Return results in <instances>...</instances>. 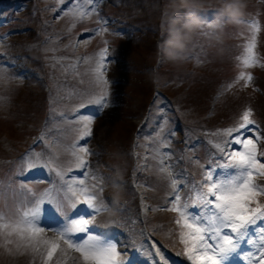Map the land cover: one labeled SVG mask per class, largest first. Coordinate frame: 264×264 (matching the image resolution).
Here are the masks:
<instances>
[{
  "label": "rangeland",
  "instance_id": "obj_1",
  "mask_svg": "<svg viewBox=\"0 0 264 264\" xmlns=\"http://www.w3.org/2000/svg\"><path fill=\"white\" fill-rule=\"evenodd\" d=\"M24 1L30 3L38 11L40 19L45 20L44 27L47 26L43 29V33L44 36L49 37L43 50L38 52L34 49L30 50L33 57H37V53L39 57H43L44 52H50L47 57L52 58L51 63H54L60 61L61 55L71 51V53H75V47L77 46L88 44L91 52H94L97 48L101 52V47L110 45L108 58L105 61L107 65L105 76L110 79L116 78L121 81V84L111 83V85H115L113 86L115 88L108 101L109 106L106 107L101 116L93 120L95 145L102 151V155L97 154L101 158L98 173L103 177L102 183L97 180L95 191L100 193L109 214H112L113 210L108 207L110 205L107 202V197L111 195L110 184L115 174L105 168V163H117L124 172L130 169V164L134 160L127 153L133 150L134 132L137 123L144 118L147 119L146 110L148 109L152 110L150 119L154 120L156 118V121H158L162 120L163 116L167 119L164 123L165 129L175 125V121L171 117L178 118L182 120V123L178 126H184L185 133L210 139L212 130L209 126H226L235 123L236 119L240 120L244 106L248 105L252 108L251 118H255V129L261 133V137L264 139V0H248L246 15L252 16L253 22L250 28L243 32H241L242 23L232 24L226 21L223 22L222 29L218 28L217 31L214 27L215 20L204 23L188 46L187 53H195V55L187 54V61L180 66L167 62L162 55L158 56L157 46L167 37V33L162 30V26H166V16L172 14V11L168 8L170 0H123L118 4L119 7L117 8L125 11L134 9L139 5L141 8L140 10H134L136 12L133 13V17L143 16L149 20L147 24L155 31L143 28L126 37L121 36V33H114L105 28L101 29V32L95 36L90 34L91 38L89 39L85 36L79 38L84 33L83 28L79 34L70 36V19L74 16L69 19L68 16H65L63 20L56 13V10L59 7L61 8L62 2L65 0ZM212 4L208 3L203 9L212 8ZM109 5L112 4L109 2ZM15 6V1L10 4V0H0V16H5L6 10L10 17L15 16ZM114 7H111V9H115ZM184 9L189 10V8ZM131 13V11H128L127 16L131 17ZM18 22L21 23V20ZM139 22L141 21L139 20ZM253 24L258 25V31L253 30ZM82 26V24L75 23L71 28L75 30L77 27ZM239 32L241 33L237 35ZM60 37H64L65 40L60 42L62 40ZM253 37H255L254 52L258 62L253 66L244 67L240 58L245 55L246 46ZM14 39L7 38L6 51L0 53V57L10 61L17 68L28 67L34 69L35 65L31 60L15 55L13 51ZM21 40L25 42L32 40V38L24 36ZM208 41L212 43L207 44ZM197 42L202 43L201 47ZM79 51L80 49L76 50V52ZM114 55L121 58L111 60ZM75 63L76 60L73 64L74 67ZM191 65L198 68V70H194ZM242 71L251 73L253 76V80L248 83L247 87L245 81L237 79ZM85 72L86 70L81 71L80 77L82 79L78 81L75 67L73 73L66 75V77L73 79L68 84L64 82L61 90L55 91L51 95L53 100L49 104L45 101L46 99H41L42 93L39 86H27V83L22 82L19 78L7 77L0 72L4 75L3 81H0V159L5 154L15 152L13 150L14 145L19 146L21 143L31 144L41 141L42 144L35 153L41 155V163L51 161L48 168L38 167L41 170L48 171L47 177H50V184L47 186L49 189L46 191L49 193L47 201L49 199L62 200L63 197L66 199L71 198L73 191L80 189L79 181L83 180L81 172L86 169L80 168L78 175L71 172L65 174L64 166L66 163L76 161V157L72 155L73 146L76 150L85 147V138H80L79 127L73 128L71 138L78 139L68 140L69 145L64 148L60 146L52 147L48 145L49 138L44 133L41 134L42 127L40 123L48 110H53V113L57 114L58 111L64 112L68 108H75L82 104L92 105L89 104V101L93 97L87 94V91H82L92 79V75H89V72L85 74ZM23 77H28V73H25ZM35 78L31 79L32 85ZM94 80L96 81V78ZM75 85H77L76 89L82 91V93L75 94V91H77L74 89ZM51 86L54 87L52 84ZM32 88L33 90H31ZM103 88L104 85L96 81V85L88 91L92 92L94 98H96L101 94ZM67 111L63 114H66ZM150 119L149 121H151ZM75 122L77 121L70 120L59 123L63 128L69 129L72 128ZM176 136L180 137L179 134ZM255 138L256 136L253 139ZM7 145H10V149ZM89 150L85 158L89 162L88 167L93 166L90 173L94 174L97 168L95 162H93V150L90 148ZM261 151H264V145L258 144V152ZM27 153L25 146L19 151V155H26ZM19 155L13 162L16 169L23 164V159ZM81 155L84 154L81 153ZM127 156L130 163L127 162ZM260 159L264 163V158ZM24 161L27 165H31L27 163V157ZM217 164L222 163L216 160L210 161L195 181L184 186L186 196L191 193L193 198L195 197L194 185L204 178L207 171L212 170L210 165L214 167ZM50 169H58L64 174L63 177L56 176ZM218 169H216V172ZM105 175L107 176L106 179L104 178ZM1 181L3 183L2 192L8 195L6 180ZM83 181L85 182L84 186L90 187L89 181ZM40 183L44 182L36 184ZM258 183L263 184L262 181H258ZM35 189L36 192H25V187L16 184L13 192L15 200L18 201L21 198L19 206L22 209L28 206V201L32 198H46L38 187ZM126 198H130L132 203L136 204L135 193ZM257 201L259 204L264 205V195H259ZM4 205L6 213L17 210L11 203H5ZM251 206L255 207L256 204L253 203ZM44 209H48V207L45 208L44 206ZM190 211L198 212L199 209L191 208ZM50 215L51 211H42L41 221L54 222L55 219ZM170 215L171 208L169 205L166 206L164 211L153 210L150 215L146 216L145 225L153 237L165 241V246L171 252L170 255L173 256V254L183 253L184 245L180 241V229L175 223L178 217L175 218L174 215ZM47 225L49 226V224ZM47 225L42 224L41 226L46 228ZM51 226L55 227V223H51ZM142 231L145 234L143 228ZM136 233L131 232V234ZM253 238L255 239V236ZM131 240V237L122 240L119 247L117 244L118 250L121 251V260L128 256L125 254L126 249L124 253H122V250L126 245H130L128 241ZM143 245L146 248L145 252L151 254L150 244L143 243ZM62 249L63 251L57 250L50 264H58V262L59 264L83 263L81 259L77 260V256L71 254L67 247L62 245ZM4 251L6 250L0 248V256ZM65 252L67 255H65ZM7 263L9 262L0 258V264ZM9 264H42V258L39 255L33 256L31 252H20L16 254L15 261ZM169 264H174V262L169 261Z\"/></svg>",
  "mask_w": 264,
  "mask_h": 264
},
{
  "label": "snow or ice",
  "instance_id": "obj_2",
  "mask_svg": "<svg viewBox=\"0 0 264 264\" xmlns=\"http://www.w3.org/2000/svg\"><path fill=\"white\" fill-rule=\"evenodd\" d=\"M80 2L92 4L93 0ZM96 3H99V0H96ZM92 10L94 9L80 11L78 15L83 19L86 15H91ZM252 27L254 31L259 30L256 24ZM254 48L255 37L248 42L245 55L240 58L244 67L253 66L258 62ZM108 54V48L102 49L100 59L93 69L96 81L102 83L104 88L99 97L90 100L89 104L98 105L101 110L109 106L106 103L109 97V81L105 76ZM3 79L4 75L0 73V81ZM237 79L247 83L253 80V76L242 71ZM86 106L82 104L80 107ZM76 115L79 117L77 123L81 125L80 138L90 137L93 116L80 115L79 112ZM251 116V110H246L236 126L217 133L226 137L215 145L220 159L226 162L214 167L210 165L212 170L207 171L204 178L194 185L195 197L189 193L182 202L178 190L173 194L171 209L178 213L175 223L180 229L179 237L184 245L183 253L177 255H183L187 264H230L231 259L240 253H243L242 258L246 264H264V205L257 201L259 195H264V185L256 180L257 176H264V163L260 159L264 158V151L258 152V141L262 137L255 129L256 122ZM253 136H256V139H253ZM89 151L86 146L78 150L73 146L72 155L76 157L77 168L86 169L89 166L85 158ZM26 156L27 163L33 167L48 168L51 163L50 160L41 163V157L35 154ZM217 168L221 169V172L214 176ZM50 170L58 177L62 178L64 175L58 169ZM162 171L167 172V169L162 168ZM93 179L103 182L99 173H94ZM79 184V194L73 191L75 201L71 204L63 200L49 199L46 202L42 198H32L23 210L5 213L0 208V238L7 252H31L33 256L39 255L42 258V264H50L57 250L63 251L62 244H65L68 249L80 253L84 264H128V261L121 260L117 242L107 233L100 232L99 227L94 224L95 215L107 210L100 193L94 190L97 185L84 186L83 180L79 181ZM171 185L174 189L177 187L175 179L171 180ZM46 203L48 209L43 207ZM77 203L84 205L83 215L78 219L65 217L64 224L59 227L52 228L49 225L48 228L55 233L49 236L46 228L41 226L42 211L51 210L60 215L66 213L69 208H76ZM253 203L256 204L255 207L251 206ZM191 208L199 211L191 212ZM86 216H92L93 219H86ZM75 234H82V242H76ZM245 243L251 250L243 249L242 245ZM9 245H14V248ZM150 246L154 264H169L160 247L155 243Z\"/></svg>",
  "mask_w": 264,
  "mask_h": 264
},
{
  "label": "clouds",
  "instance_id": "obj_3",
  "mask_svg": "<svg viewBox=\"0 0 264 264\" xmlns=\"http://www.w3.org/2000/svg\"><path fill=\"white\" fill-rule=\"evenodd\" d=\"M205 3L220 5L214 27L221 29L225 19L232 24H241L248 7V0H170L168 8L172 14L166 16V26H162L167 37L157 46L158 56L162 55L167 62L175 66L187 61L188 46L204 24V20L195 9L203 8ZM184 8L190 10L181 15V9ZM120 175L118 171L117 176ZM113 189L119 198L122 192L120 183L114 182Z\"/></svg>",
  "mask_w": 264,
  "mask_h": 264
}]
</instances>
